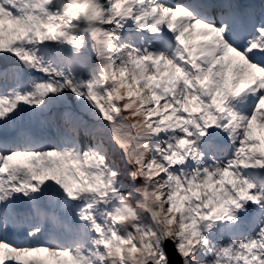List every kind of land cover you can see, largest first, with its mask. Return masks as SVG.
<instances>
[{
  "label": "snow or ice",
  "instance_id": "6c2138e0",
  "mask_svg": "<svg viewBox=\"0 0 264 264\" xmlns=\"http://www.w3.org/2000/svg\"><path fill=\"white\" fill-rule=\"evenodd\" d=\"M0 264H264V0H0Z\"/></svg>",
  "mask_w": 264,
  "mask_h": 264
}]
</instances>
